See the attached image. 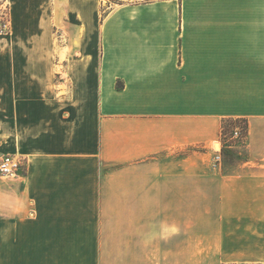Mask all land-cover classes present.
<instances>
[{
    "label": "crops",
    "instance_id": "obj_1",
    "mask_svg": "<svg viewBox=\"0 0 264 264\" xmlns=\"http://www.w3.org/2000/svg\"><path fill=\"white\" fill-rule=\"evenodd\" d=\"M5 1L0 264H264V0Z\"/></svg>",
    "mask_w": 264,
    "mask_h": 264
},
{
    "label": "rangeland",
    "instance_id": "obj_2",
    "mask_svg": "<svg viewBox=\"0 0 264 264\" xmlns=\"http://www.w3.org/2000/svg\"><path fill=\"white\" fill-rule=\"evenodd\" d=\"M121 0H101V7H102V15H104L108 7L112 5V3H116ZM8 21V9L6 7V1L0 0V28H4V24ZM237 127L240 131L241 136L240 137H232V130ZM223 131L224 135L222 137V144L224 145L223 148V156L220 155V159L215 161L214 157L212 162L213 163H221L224 164L232 163L235 160L238 159H245L246 158V152L243 147L240 148H231V147H225V145H239L244 146L246 143V136H247V123L243 119H236L234 121L227 120L223 123ZM219 144L215 145L214 149H219Z\"/></svg>",
    "mask_w": 264,
    "mask_h": 264
},
{
    "label": "built area",
    "instance_id": "obj_3",
    "mask_svg": "<svg viewBox=\"0 0 264 264\" xmlns=\"http://www.w3.org/2000/svg\"><path fill=\"white\" fill-rule=\"evenodd\" d=\"M7 29V23L4 24V28H0V31ZM240 131L237 127L232 130V137H240ZM215 161L220 159V155L214 157ZM23 162L13 154H1L0 155V175L6 177H14L23 170Z\"/></svg>",
    "mask_w": 264,
    "mask_h": 264
},
{
    "label": "trees",
    "instance_id": "obj_4",
    "mask_svg": "<svg viewBox=\"0 0 264 264\" xmlns=\"http://www.w3.org/2000/svg\"><path fill=\"white\" fill-rule=\"evenodd\" d=\"M231 121H234L236 119H230ZM226 121V120H225ZM245 121V120H244ZM224 123V121H223ZM223 123H222V129H223ZM230 264H260V263H230Z\"/></svg>",
    "mask_w": 264,
    "mask_h": 264
}]
</instances>
